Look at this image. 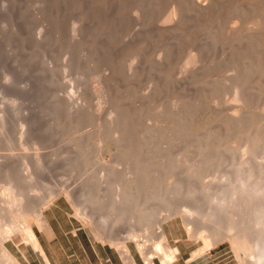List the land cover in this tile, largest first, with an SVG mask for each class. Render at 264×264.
Listing matches in <instances>:
<instances>
[{
    "label": "rangeland",
    "instance_id": "1",
    "mask_svg": "<svg viewBox=\"0 0 264 264\" xmlns=\"http://www.w3.org/2000/svg\"><path fill=\"white\" fill-rule=\"evenodd\" d=\"M125 3L126 10L123 7V22L119 27L117 39L113 44H109L108 54L105 55L107 58L100 63L92 59L96 53L90 48L92 41L88 40L97 24L89 11V0H0V119L3 117L5 120L4 124L0 123V197L7 185L8 180L5 177L7 170L10 171L8 172L10 175L13 174L11 176L14 178L13 182L23 190V199L26 204L38 205L40 199L50 197L51 194L57 196L44 206L43 212L47 226L43 229L38 224H33V229L50 263L39 251L34 250L31 244L23 241L18 245L9 236L7 237V231L20 230L24 224L20 220L15 222L6 217L7 213L5 212L4 215L1 202L0 239L6 237V246L20 264H92L86 263V260H95L99 254L105 253L101 251L102 245L116 249L107 235L113 240L128 239L127 235L136 225L133 219L116 223L112 220V216H109V211L102 210L103 212L99 211L95 214L92 213L94 208L87 207L88 213L94 215L90 222L92 221L93 225L104 224L105 226L104 232L108 238L103 241L100 233L99 235L94 232L90 225L77 216L74 207L79 202L75 195L79 188L91 180L94 181L98 173L105 174L110 169L118 171L124 169V165L116 160L121 146L112 139L103 143L102 141L100 143L99 139L106 136L112 126L110 124L112 115H109L114 110L112 103L114 106L115 100L113 99L121 92V94L124 93L122 96H125V104L131 113L136 105L137 107L142 104L145 106L140 116L132 114L135 118H123V120L132 119V122L138 128L140 127L139 132L144 129L141 133L149 140L146 138L141 156L152 160V174L155 180H161V185L156 192L158 196L147 201L143 208H160L163 200L168 197L172 199L173 208L186 214L170 217L163 224L170 246L178 249L175 260L182 256H190L189 261L193 262L192 264H247L239 256L230 238L220 240L212 248H205L204 237L207 232L210 235L212 223L203 222L200 218L203 210L208 206L209 192L216 191L220 187H228L232 183H239L240 178H247L248 187L251 189H255L256 186L264 188V176L261 177L262 180L259 175L249 178L247 170L239 174L236 171L240 163L245 160L249 161L248 167L250 168L252 164L255 171H258L261 164L264 165V142L256 145V150L251 152L249 148L251 143L244 136L245 130L234 128L233 131L221 137V153L216 165L197 167L196 164H199L202 157L201 141L206 131H212L215 136H218L217 125L220 121H225L224 116L227 114L233 113L240 116L250 112L257 116L264 113V98L260 101L255 99L234 102L233 95L232 109L231 92L227 88L221 89L214 101L221 110V118H217V114L212 112L205 116L199 115L192 132L188 135L181 133L178 135L171 123L165 122L164 118H157L158 114L173 110L181 100H184L182 106H188L190 102L197 101L195 99L199 100L201 86L199 83L192 82L190 71L201 66L206 59L205 56H208L209 60L222 63L224 54L229 48L226 44L219 43L207 51L202 50L206 35L198 25V19L194 13H188L190 20L183 26L185 32L181 35V38L183 36L185 38L183 37L179 44L175 43L176 38L172 33L158 30L159 26H163L162 20L171 7L169 0L163 1L158 9L152 11L144 9L141 6V0H127ZM137 15L139 19L136 20ZM92 21L93 24H90ZM74 25L82 28L79 36L88 40L82 49L74 43L75 33L72 30ZM165 25L170 24L165 23ZM145 35L148 36L141 47L138 41ZM101 38L104 40V37L101 36ZM171 49L173 56L169 70L174 81L160 86L161 88L155 91V81L159 77V57ZM143 51L144 54H141ZM193 54L198 57L199 62L185 67V59ZM110 56L121 70L114 80L109 79ZM130 64L136 67L133 78H129L127 71ZM223 70V67H220L216 75L225 74ZM104 82L108 84V87ZM106 89L108 92L105 91ZM145 94H151V98ZM187 106H185L186 110L189 108L192 111L194 108V105L188 108ZM81 110L83 112H80ZM79 112L82 115L86 112L87 116L78 117ZM205 120L209 124L205 125ZM121 126H124L122 122L113 125L112 128H118L117 130L121 131ZM158 126H164L167 129L166 133L159 131ZM222 141L225 145H222ZM37 153L41 159L40 163L37 161ZM253 153H256L257 157H253ZM98 155H100V162L96 158ZM169 162H172L174 170L168 183V179L163 180L157 177L156 171L158 172L160 168L162 170L164 164L172 165ZM23 164L29 166V173L33 176L32 181L31 178L30 180H28L29 177L26 178L28 172L22 168ZM193 164L196 167L191 170ZM5 165H8V168ZM127 171L128 174L123 178L124 180L122 178L120 180V187L125 184L134 185L132 182L135 181L134 173L130 169ZM170 180L173 183L176 180L175 183L180 184L178 186L184 185L183 193L179 190L181 187L169 189ZM208 182L213 189L201 188ZM102 186L99 189H102L100 194H105L107 184L104 183ZM186 188H194L195 193H186ZM133 189L135 190L134 186ZM66 192L74 193L72 200L66 198ZM114 198L115 194H110L105 197V200L110 202ZM164 213L165 216L167 212ZM156 232L153 234H157ZM145 234L146 232L144 236ZM153 236L158 237V234ZM257 237L258 231H254L250 235V241L253 243ZM127 241L134 258L142 264H147L146 256L138 249L136 243ZM150 249L152 250V247ZM118 252L122 259L130 264L119 250ZM194 252L198 254L193 256ZM154 256L153 264H173L175 261L164 263L158 254L155 253ZM94 264L97 263L94 262Z\"/></svg>",
    "mask_w": 264,
    "mask_h": 264
},
{
    "label": "bare ground",
    "instance_id": "2",
    "mask_svg": "<svg viewBox=\"0 0 264 264\" xmlns=\"http://www.w3.org/2000/svg\"><path fill=\"white\" fill-rule=\"evenodd\" d=\"M126 1L127 0H89V11L92 13L91 15L94 17V21L97 22L95 31H93V34H91V38L88 39L93 43L90 45V48L94 50V53H96L94 57L92 56L93 60L100 61L101 63V60L107 58V56L105 55L108 54L107 51L108 47L110 46L109 44H113L117 39V35L119 33L118 31L120 29L119 27L123 22V7H125L124 4H126ZM141 1V6H143L144 9L152 11L158 9L161 3L165 0ZM169 1L171 3V7L162 22L164 24L168 23L170 25L164 26L163 24V26L158 27V30H160L161 32L172 33L176 38L175 43L179 44L180 40L183 39V37L185 38V36L181 38V35H183L185 32L183 26L188 22V20H190V18L188 17V13H194V15H196L198 19V25L204 30L206 35L202 44V50L207 51L209 48L219 43L226 44L229 49L226 53L224 52L225 54L222 63H217L213 60H209V57L205 56L206 59H204L202 65L198 67L199 69L197 68L190 71L189 75L192 78V82L199 83L201 86L200 99H195L198 102L193 101L192 103L190 102L192 105H190L189 103L188 106L184 104V106H182L184 100H181L182 102H178L173 110L171 109V111L167 112H162L161 110L162 113H159L157 118H164L165 122L171 123L175 127L178 135L179 133L188 135L190 132H192L196 119L199 117V115L205 116L207 113L212 112L217 114V118H221V110L218 109V107L214 104V101L216 100L217 95L219 94L221 89L227 88L231 92L232 100L230 102L232 104V109L233 95L234 102H246L251 100L253 101L255 99L260 101V99L264 98V0ZM132 4L135 3L133 2ZM52 5L56 4L52 3ZM137 9L140 10L139 8ZM137 12L138 11H136V13ZM137 19H139L138 15L136 16V20ZM90 24H93V21L90 22ZM89 27H91V25ZM72 30L75 33V38L74 36L72 37V39L74 38L75 45L79 47V49H82L85 46V43L88 41L85 39V37L79 36L81 35L80 32L82 31V28L80 26H75ZM101 36L104 37V40L101 38ZM147 36L148 35L140 37L138 45L142 47V44H145L146 42ZM233 47H236L234 53ZM143 49L144 48H142V50ZM172 49L170 51L167 50L165 54H161L159 57V77L155 81V91H158L162 86H165L168 83L170 84V82L174 81V78L169 70L171 59L173 56ZM144 51L141 54H144ZM110 52L111 51L109 50V53ZM111 56L109 58L111 59V71H108L111 72L109 74V79L114 80V78H117L119 76L121 70H119L117 65L113 62L114 60L112 61ZM198 62L199 61L197 56H195L194 54L189 55L187 59H185L184 66L187 67L196 65ZM220 67H223V71H225V74L216 75V72L219 71ZM180 69H182V67ZM127 71L129 78H133V76H135L134 74L136 72V67L133 66V64H130ZM105 85L107 86L108 84L106 83ZM105 91H107V89ZM122 94L121 92H119L117 95H115V99H113L115 100L113 101L115 102V105L113 106L114 103H112V107L114 108V110L113 108V112L111 109V111L109 110L110 112H112L109 116L112 115V119L110 122L112 126L121 122L124 124V126H121V131H119L117 130L119 128L118 126H120L119 124L117 126V129L114 127L112 128V126L110 125L111 127L108 131V134L106 133V136L100 137L99 139L100 143L101 141L103 143L108 139H112L116 144L121 146V151L116 160L124 165V169H121L120 171H118L117 169H110L107 173H105L106 175L103 173H98L96 176L94 175V181L91 180V182H88V184L80 187L75 194L79 199L78 204L76 203L77 205L74 206L75 211L77 216L81 220L85 221L95 230L94 232H97L98 234L100 233L102 235L101 239L103 238V241L104 239L109 237L108 239L110 240L111 244L125 256L130 264H134L136 262L127 240L136 243L138 249L144 256H146L147 264H152V259L155 257V253L159 255L160 259L164 263L173 262L176 258L178 249H174L170 246L168 236L163 229V224L170 217L176 216L178 214H186L181 213L182 211L180 212L179 209L173 208L172 199L168 197L163 200L160 208H143V205L148 203L150 199L158 196L156 192L158 187L161 185V180H155L154 175L152 174V160L150 158L145 159V157L141 156V153H143L144 150L143 147L145 145L146 138L149 140L148 137L144 138L141 133L144 129H141L142 131L139 132L140 127L138 128L136 124L132 122V119L123 120V118H135L133 116L134 114L136 116L137 114L140 116L145 106L142 104L137 107L136 105V108H133L134 111L131 113L129 111L130 109L125 104V96L123 97ZM145 96L150 97L151 94H145ZM148 102L150 103V100ZM185 106H187V108L193 106L194 108L192 111L189 108L186 110ZM80 112L83 111L81 110ZM84 113V115L80 113L78 117L81 115L83 117H86V112ZM224 117L225 121H220L217 125V134H219L218 136H215L214 132L209 130L206 131L207 133L203 132L205 134H203L204 138L203 141H201L202 157L200 158L201 160H199L198 165L195 163L197 167L201 165H205L206 167L208 165L217 164L218 157L221 153V137H223L222 135L225 136V134L229 131H233L234 128L245 130L246 135L244 136L247 137L246 139L251 143V146L249 147L251 149V152H254L256 150V145H258L262 141L264 142V113L258 114L257 116L252 113L250 114V112H247L246 114L240 116L237 114L233 115V113H231L227 114ZM253 118H257L258 120L256 121L254 119L256 121L255 122ZM4 121L5 120H3L2 117L0 119V123L4 124ZM204 124L207 125L209 124V122L205 120ZM158 127L159 131H161L162 133H166L167 129L164 126ZM155 130H157V128ZM145 131L143 133L144 135ZM99 139H97V141ZM222 145H225L223 141ZM222 147L224 148V146ZM232 149L233 148L231 147V150ZM246 150L248 149L246 148ZM246 153H248V151H246ZM36 156L37 161H39L40 163L41 159L39 154L37 153ZM253 157H257L256 153H253ZM96 158L97 161L100 162V155H98ZM248 163V160L241 162L236 170L237 173L239 174L247 170L249 172V178L255 175H259L260 178L264 176V165L261 164L258 171H255L252 167V164L250 165V168L248 167ZM250 163H252V161ZM169 164H172V162H169ZM195 164L191 166V170L196 167ZM5 166L8 168V165ZM163 167L164 168L162 170L161 168L158 169V172L156 171L158 175H155H157V177H160V179L162 178L163 180L168 179L169 183L170 175L172 177V171L174 170L173 164L169 166H167V164H164ZM22 168L26 170L25 172H28L26 178L29 177L28 180H30L31 178L32 181L33 176L29 173V166L27 164H23ZM127 169H130L131 172L134 173L135 181L132 182L134 183L133 186L135 187V190L130 184H125L124 186L122 185L120 187V180H122L128 174ZM8 172L10 171L7 170L5 173V177L8 180L7 185L4 187L2 196L0 197L2 209L4 215L7 213L6 217L8 216L15 222H19L20 220L24 224V227L20 230L18 229L17 231H7V237L9 236L11 240L18 245L23 241H25L27 244H31L34 250L39 251L41 255L48 260L47 253L33 229V224L36 223L40 226V228L43 229L47 226V220L43 212L44 206L52 202L56 195L53 196L54 194H51L50 197H46L42 200L40 199L38 205H28L24 202V193L22 192L23 190L13 182L14 178L11 177L13 174L10 175ZM262 179L263 178H261V180ZM175 182L173 183L171 181L168 185V188L175 189L181 187L179 188V190L182 192L184 185L178 186L180 184ZM104 183L107 184V189L105 191L106 193H103V195L102 193L100 194V191L102 189H99L103 187L102 185ZM203 186H201V188H204L205 190L213 189L211 188V184H209V182L208 184L205 183V185ZM248 186V179L240 178L239 183H232L228 187H220V189L216 191L209 192V199L207 202L208 206L203 210L202 217L200 218L203 222L212 223L210 227V235L207 234L208 232H205V248H212L214 244H217L220 240L224 238H230L239 256L244 259L247 264H264V188L262 186H256L255 189H251ZM193 189L186 188V193L194 194L195 192ZM110 194H115V198L114 200L107 202L105 200V197ZM73 196V192H66V198L68 200H72ZM87 207L94 208L92 213L95 214H98V212L102 210H104V212L105 210L109 211V216L111 215L113 218L112 220H114L116 223H119L120 221H123L125 219H129V221H131L130 219H133L132 221H135L136 224L135 228H133L129 232V235H127V237L129 236L128 239L118 240L116 238L117 240H113L111 236L105 234L104 224L93 225L92 221L90 222V220L93 219L94 215L92 214V216L88 213ZM164 212H167L165 216ZM100 218L98 219V221L100 220ZM254 231H258V237L252 243L250 241V235H252ZM144 232H146L145 236H149L150 239L149 237L144 236ZM155 232L158 234V237L153 236L157 235L153 234ZM139 233L143 234V237ZM201 235L204 236V234ZM5 240H7L6 237L0 239V264H20L17 261L15 255L6 246ZM150 247H152V250L150 249ZM197 254L198 252H194L193 256H196ZM48 262L50 263L49 260Z\"/></svg>",
    "mask_w": 264,
    "mask_h": 264
},
{
    "label": "crops",
    "instance_id": "3",
    "mask_svg": "<svg viewBox=\"0 0 264 264\" xmlns=\"http://www.w3.org/2000/svg\"><path fill=\"white\" fill-rule=\"evenodd\" d=\"M101 251L105 252L103 254H99L97 259L95 260H86V263L91 262L94 264L96 262L97 264H127L119 254L118 250L113 248L112 246H106L102 245ZM190 256H182L181 258H177L173 264H192L193 262L189 261ZM136 263L135 264H142L141 261H137L135 259ZM80 262V260H79Z\"/></svg>",
    "mask_w": 264,
    "mask_h": 264
},
{
    "label": "built area",
    "instance_id": "4",
    "mask_svg": "<svg viewBox=\"0 0 264 264\" xmlns=\"http://www.w3.org/2000/svg\"><path fill=\"white\" fill-rule=\"evenodd\" d=\"M153 264V263H152Z\"/></svg>",
    "mask_w": 264,
    "mask_h": 264
}]
</instances>
